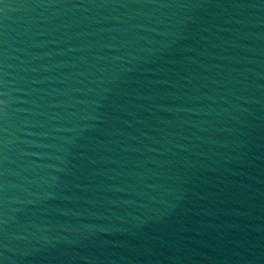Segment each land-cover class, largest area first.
<instances>
[{
    "label": "water",
    "instance_id": "water-1",
    "mask_svg": "<svg viewBox=\"0 0 264 264\" xmlns=\"http://www.w3.org/2000/svg\"><path fill=\"white\" fill-rule=\"evenodd\" d=\"M0 264H264V0H0Z\"/></svg>",
    "mask_w": 264,
    "mask_h": 264
}]
</instances>
